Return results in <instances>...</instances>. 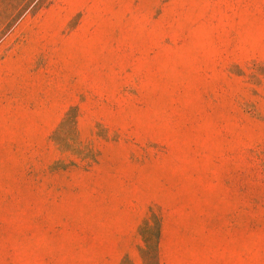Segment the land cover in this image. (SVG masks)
<instances>
[{"label":"rangeland","instance_id":"rangeland-1","mask_svg":"<svg viewBox=\"0 0 264 264\" xmlns=\"http://www.w3.org/2000/svg\"><path fill=\"white\" fill-rule=\"evenodd\" d=\"M264 264V0H0V264Z\"/></svg>","mask_w":264,"mask_h":264},{"label":"trees","instance_id":"trees-1","mask_svg":"<svg viewBox=\"0 0 264 264\" xmlns=\"http://www.w3.org/2000/svg\"><path fill=\"white\" fill-rule=\"evenodd\" d=\"M150 251V253L153 251V246L150 245L147 241L144 240V249L142 250L143 253V259L146 260V264H157L155 262V257L153 255H148L147 251Z\"/></svg>","mask_w":264,"mask_h":264}]
</instances>
